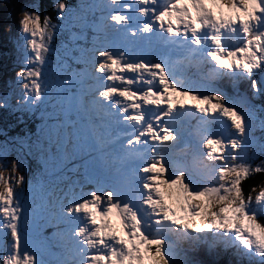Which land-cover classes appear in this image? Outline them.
Here are the masks:
<instances>
[{
	"label": "snow or ice",
	"instance_id": "snow-or-ice-1",
	"mask_svg": "<svg viewBox=\"0 0 264 264\" xmlns=\"http://www.w3.org/2000/svg\"><path fill=\"white\" fill-rule=\"evenodd\" d=\"M17 16L0 264H264V0Z\"/></svg>",
	"mask_w": 264,
	"mask_h": 264
},
{
	"label": "rangeland",
	"instance_id": "rangeland-1",
	"mask_svg": "<svg viewBox=\"0 0 264 264\" xmlns=\"http://www.w3.org/2000/svg\"><path fill=\"white\" fill-rule=\"evenodd\" d=\"M21 0H0V22L10 24L12 26V33H0V46L9 48L10 58L3 61L4 70L3 76L0 70V93L5 91V83L7 79L14 77L17 66L13 62V55L11 51V38L16 34V20L18 19L17 12ZM186 103L192 104L194 101L187 100ZM2 125V124H0ZM7 175V173H5ZM2 188V185H0Z\"/></svg>",
	"mask_w": 264,
	"mask_h": 264
},
{
	"label": "trees",
	"instance_id": "trees-1",
	"mask_svg": "<svg viewBox=\"0 0 264 264\" xmlns=\"http://www.w3.org/2000/svg\"><path fill=\"white\" fill-rule=\"evenodd\" d=\"M10 51L9 48H6L5 46H0V70L3 76V71L4 70V65H3V61H6L5 59H9L10 58ZM10 119L9 117H7L6 115H4L3 113H0V124H3L5 120ZM264 180V175H257L254 176L253 178L243 182V188L245 190V192H247L249 190L250 187L252 186H258L261 181Z\"/></svg>",
	"mask_w": 264,
	"mask_h": 264
}]
</instances>
